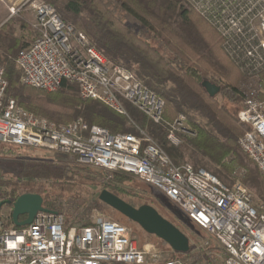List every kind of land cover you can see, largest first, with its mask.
<instances>
[{
    "label": "built area",
    "instance_id": "built-area-1",
    "mask_svg": "<svg viewBox=\"0 0 264 264\" xmlns=\"http://www.w3.org/2000/svg\"><path fill=\"white\" fill-rule=\"evenodd\" d=\"M213 26L232 57L264 69V0H183ZM23 6L35 11L37 38L17 54L23 84L48 93L75 84L83 99L103 103L129 117L133 106L155 124L164 120V101L137 75L108 60L89 38L65 22L42 0ZM14 10V9H13ZM8 81L0 63V143L74 154L82 164L122 171L153 187L175 203L223 251V264H264V200L240 182L227 184L205 168L176 164L144 128L112 134L82 117L56 123L7 97ZM247 95L238 118L250 129L240 138L241 151L264 178V99ZM187 118L168 123V140L182 144L191 134ZM210 244L209 241L206 242ZM0 264H186L162 259L152 244H140L131 227L96 215L92 223L70 224L60 212H40L17 228L0 223Z\"/></svg>",
    "mask_w": 264,
    "mask_h": 264
},
{
    "label": "trees",
    "instance_id": "trees-1",
    "mask_svg": "<svg viewBox=\"0 0 264 264\" xmlns=\"http://www.w3.org/2000/svg\"><path fill=\"white\" fill-rule=\"evenodd\" d=\"M42 1L53 6L65 22L83 32L108 60L133 71L158 95L164 101L165 122L155 124L133 106L128 107L129 117L120 115L99 101L81 98L75 84L66 83L54 93L23 84L16 57L27 45L22 36L17 35L14 23L4 25V30L0 31V63L8 81V98L16 99L20 106L56 123L82 117L90 125L107 128L112 134L137 133L129 126L131 119L146 129L176 164H182L183 153L192 148L209 158L214 166L229 167L233 174L235 167H239V140L250 129L234 112L244 106L245 97L238 85L247 76H260L264 82V69H254L243 57H232L218 31L183 0H113L141 24L142 32L129 25L106 0ZM24 28L28 25L20 26L21 30ZM215 80L221 82V91L212 97L204 82L214 83ZM180 115L187 117L194 135L181 134L184 143L170 145L167 124ZM7 149L15 151L20 147L0 143V153ZM47 151L34 150L30 164L20 174L10 177L0 174V193L5 201H15L26 193L40 194L45 207L57 211L54 191L77 193L87 187H97L99 192L109 190L124 200L130 192L125 183L134 177L128 173H108L80 163L74 154L54 152L49 156ZM231 155L235 158L225 163ZM211 173L220 180L228 177V172L221 169L215 168ZM261 179L264 181L262 175ZM255 183L245 181L251 186ZM94 203L99 208L106 205L99 197ZM7 207L13 208L12 205ZM7 220V224L14 225L12 212ZM170 250L167 261L188 255L171 247ZM191 264H201V260ZM205 264L216 263L209 258Z\"/></svg>",
    "mask_w": 264,
    "mask_h": 264
},
{
    "label": "rangeland",
    "instance_id": "rangeland-1",
    "mask_svg": "<svg viewBox=\"0 0 264 264\" xmlns=\"http://www.w3.org/2000/svg\"><path fill=\"white\" fill-rule=\"evenodd\" d=\"M110 7L121 16L125 21L128 22L136 31L142 32L141 24L134 19L129 14L125 13L113 0H106ZM32 29H35L34 27ZM36 30V29H35ZM29 39L32 38V32L30 31ZM38 36V35H37ZM37 38V37H36ZM217 85H221V82L214 81ZM238 88L244 95L245 99L251 91H259V97L264 99V82L261 81L260 76L245 77L244 80L238 85ZM48 93V92H47ZM244 99V101H245ZM130 105H127L129 107ZM240 110V109H239ZM238 110V111H239ZM238 111H234L236 115ZM32 112V111H31ZM238 117V116H237ZM79 118V117H78ZM187 118V117H186ZM73 121V120H72ZM187 126L192 128L189 120L187 119ZM69 123V122H68ZM129 126L134 128L131 120ZM128 133V132H127ZM183 134L184 133H180ZM193 136L191 134H186ZM184 139V137H183ZM185 140V139H184ZM182 140V143H184ZM157 141V140H156ZM158 142V141H157ZM159 143V142H158ZM169 144L172 145L169 141ZM182 145V144H181ZM240 146V145H239ZM36 148H20L15 151L9 149L0 153V174L6 177H10L16 174H20L27 165L30 164L32 153ZM43 150V149H42ZM47 151V150H46ZM55 151H47L53 156ZM239 157L237 159V166L235 167L237 172L240 173V182L247 187L254 195L256 201L264 199V181L261 179V173L257 165L244 154L241 149L239 150ZM184 156L180 160V163H190L193 166L204 167L208 171H213V169H221L223 172H228L227 175L222 179L223 182L233 185L237 183L238 177H235L234 172L231 174L229 167H223L222 165L214 166L209 158L203 157L197 153L194 149H186L183 153ZM234 155L225 159V163H229ZM69 161V160H68ZM212 169V170H210ZM235 170V171H236ZM108 172V171H105ZM112 173V172H108ZM260 173V174H259ZM133 176V175H132ZM134 177V176H133ZM227 178V179H226ZM251 180L255 181V185H247L245 181ZM125 187L130 192L124 196L125 201L132 204L135 207H140L142 205H151L156 208L157 211L165 217L167 220L176 225L182 232H184L190 240V250L187 256L178 255L180 261L186 264L196 263L198 259L201 260V264H205L209 258H212L216 264H222L223 251L217 243L210 240L209 235L195 223H193L186 214L171 200H169L165 195L154 189L153 187L143 183L136 177L132 181L126 182ZM99 188L87 187L85 191L77 193H59L54 191L57 206V212L63 213L70 224H88L92 223L96 215H101L110 220H114L118 223L127 225L132 228L134 236L138 239L140 244H152L159 251L162 259L166 260L167 257L172 252L167 243L159 239L154 235L148 234L142 229L137 223L129 220L113 208L102 205L101 208L97 207L94 203V199L99 197ZM5 201V197L0 193V202ZM12 209L5 205L0 213L2 217V222L8 227L12 224H7V219L10 217ZM209 241L210 244L207 245L206 242ZM187 254V253H183Z\"/></svg>",
    "mask_w": 264,
    "mask_h": 264
},
{
    "label": "water",
    "instance_id": "water-1",
    "mask_svg": "<svg viewBox=\"0 0 264 264\" xmlns=\"http://www.w3.org/2000/svg\"><path fill=\"white\" fill-rule=\"evenodd\" d=\"M204 87L212 97L221 91V87L211 81H205ZM99 198L109 207L137 223L148 234L154 235L167 243L174 251L179 253L189 252L190 240L187 235L151 205L135 207L109 190H103ZM5 205H12V219L14 225L19 228L30 225L40 212H55L45 207L42 195L33 193L23 194L15 201H1L0 213ZM1 220L0 215V223Z\"/></svg>",
    "mask_w": 264,
    "mask_h": 264
},
{
    "label": "crops",
    "instance_id": "crops-1",
    "mask_svg": "<svg viewBox=\"0 0 264 264\" xmlns=\"http://www.w3.org/2000/svg\"><path fill=\"white\" fill-rule=\"evenodd\" d=\"M27 0H0V31L4 30V25L14 23L16 26V33L22 36L25 45L31 44L37 37L38 31L33 28L36 20L35 11L29 6H23ZM14 9V10H13ZM28 25L24 30L20 26ZM30 31L32 38L29 39Z\"/></svg>",
    "mask_w": 264,
    "mask_h": 264
}]
</instances>
